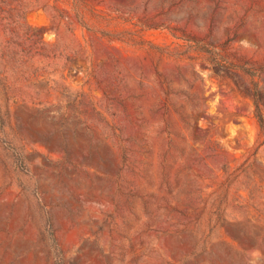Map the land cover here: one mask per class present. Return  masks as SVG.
I'll return each instance as SVG.
<instances>
[{
	"label": "rangeland",
	"instance_id": "obj_1",
	"mask_svg": "<svg viewBox=\"0 0 264 264\" xmlns=\"http://www.w3.org/2000/svg\"><path fill=\"white\" fill-rule=\"evenodd\" d=\"M0 264H264V0H0Z\"/></svg>",
	"mask_w": 264,
	"mask_h": 264
},
{
	"label": "trees",
	"instance_id": "obj_2",
	"mask_svg": "<svg viewBox=\"0 0 264 264\" xmlns=\"http://www.w3.org/2000/svg\"><path fill=\"white\" fill-rule=\"evenodd\" d=\"M258 117H259L260 122H263V120L259 114H258Z\"/></svg>",
	"mask_w": 264,
	"mask_h": 264
}]
</instances>
